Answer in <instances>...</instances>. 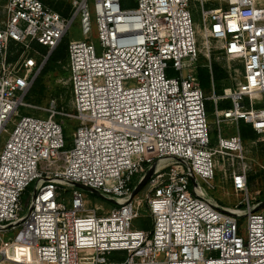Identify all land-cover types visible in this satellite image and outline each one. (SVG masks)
I'll return each instance as SVG.
<instances>
[{
  "label": "built area",
  "instance_id": "obj_1",
  "mask_svg": "<svg viewBox=\"0 0 264 264\" xmlns=\"http://www.w3.org/2000/svg\"><path fill=\"white\" fill-rule=\"evenodd\" d=\"M189 1L93 0L98 55L85 38L88 0H71L67 17L39 0L4 1L0 136L20 107L38 111L25 96L47 56L32 45L51 53L77 17L84 39L67 41L71 113L18 117L0 150V234L16 231L0 255L16 261L23 247L20 264H264L260 193L248 190L238 132L220 130L242 121L264 143V0H193L200 29ZM211 42L240 64L241 81L221 96L211 84L206 97L197 64L204 51L210 72ZM206 101L218 127L214 147ZM220 101L230 107L218 109ZM57 115L77 122L68 148ZM224 159L240 161L228 169L237 203L227 208L206 191ZM152 167L143 196L131 197ZM260 172L264 179V166ZM74 184L113 207L86 209ZM143 206L151 224L133 229Z\"/></svg>",
  "mask_w": 264,
  "mask_h": 264
},
{
  "label": "rangeland",
  "instance_id": "obj_2",
  "mask_svg": "<svg viewBox=\"0 0 264 264\" xmlns=\"http://www.w3.org/2000/svg\"><path fill=\"white\" fill-rule=\"evenodd\" d=\"M51 3L63 2L64 4H70L71 0H41ZM92 4L93 0H88V10L90 14V32L85 36L88 42L91 43L95 49V53L98 55L100 53L99 43L97 40L94 17L92 13ZM2 3H0V24L3 21L2 14ZM188 11L190 14L191 22L197 29L201 28L200 23V10L199 7L193 2V0L189 1ZM200 34V33H199ZM84 39V35L80 30L79 18L77 17L72 24L69 26L67 34L65 36V40L68 42L71 41H81ZM198 43L201 45V36H198ZM212 54L211 61L215 63L218 67H220L223 71L228 75V80L225 82V90H229L234 88L237 83L241 81L240 76V64L237 62L227 61L219 51L216 49L217 44L211 42ZM202 46V45H201ZM203 50V47H202ZM204 51L200 54V58L205 60L203 55ZM185 75V72L183 73ZM166 76L168 78L177 77V73L172 71H166ZM42 87L44 89V97L37 104L33 103L32 106L38 108L37 110L19 108L18 109V117L20 116H38L40 118H45L49 111L59 112L60 114H70L71 113V103H70V93L68 94L69 84L67 78L55 77L54 74H49L43 77L42 79ZM27 102V100H26ZM60 118H55L58 123H60L63 128V134L65 137V148H68L72 142V133L77 126V122L65 117V115H59ZM18 117L13 118L6 127V133L0 136V150L4 144V141L7 138V135L12 131L15 122L18 120ZM207 120L210 127L209 133V143L211 147H214L217 140V131L218 127L216 123L213 121L212 115L207 113ZM221 135L222 137H230L237 134V126L235 125H220ZM263 142L260 141L256 137L255 142L250 140H246L242 142L243 145V163L246 164L248 170V190L250 194L255 192H259V200L261 206L264 204V179L260 172V166H264V146H262ZM240 165V161L236 162V160H220L219 165H217V170L215 171V181L213 182L215 188L207 189L208 196L223 207H232L237 201L233 197L230 182H229V172L228 169L231 168L233 164L236 166ZM144 189V188H143ZM141 190L138 195L143 196L145 190ZM31 187L27 189L25 194L22 196V213L21 216H24L27 213V206L31 203ZM69 193V192H68ZM83 199L85 201L86 209H93L95 207H101L104 210H109L113 207V205L104 199L90 194L88 192L83 191ZM262 214H264V208L260 210ZM147 211L145 210V206L140 210V216L135 219L132 223L133 229H140L143 225L150 226L151 222L149 218L146 216ZM145 216V217H144ZM16 231H9L3 236L0 234V250L2 247V243L9 242ZM26 250L21 247L16 249V261L13 256H5L4 252H1L0 255V264H20L18 262L21 258L24 259ZM13 260V261H12ZM17 262V263H16Z\"/></svg>",
  "mask_w": 264,
  "mask_h": 264
},
{
  "label": "trees",
  "instance_id": "obj_3",
  "mask_svg": "<svg viewBox=\"0 0 264 264\" xmlns=\"http://www.w3.org/2000/svg\"><path fill=\"white\" fill-rule=\"evenodd\" d=\"M5 0H0V3H4ZM41 1V0H39ZM43 5L50 8L52 11L58 13L62 17H67L70 11V4H64L63 2H46L41 1ZM34 49L38 50L42 57L47 56V49L38 45H32ZM67 62V41L63 39L60 44L50 53L47 57L39 75L34 80L29 92L25 96V102L28 104L38 103L44 97V89L42 87V79L44 76L54 74L55 77L67 78V72L65 70ZM197 78L199 86L206 97L212 94L211 84L213 87V94L215 96H221L225 90V82L228 80V75L220 67H218L212 61L210 62V72L207 66L206 60L199 58L197 64ZM70 93V88L68 94ZM70 95V94H69ZM230 107L228 101H220L217 103L218 109H227ZM206 113H212L213 103L211 101L205 102ZM56 118H60L59 115ZM238 134L240 139L243 141L250 140L255 142L256 135L251 128L239 121L237 124ZM264 146V143L262 144Z\"/></svg>",
  "mask_w": 264,
  "mask_h": 264
},
{
  "label": "water",
  "instance_id": "obj_4",
  "mask_svg": "<svg viewBox=\"0 0 264 264\" xmlns=\"http://www.w3.org/2000/svg\"><path fill=\"white\" fill-rule=\"evenodd\" d=\"M50 55V53L47 54V57ZM46 57V58H47ZM155 167H152L147 173L146 175L144 176V178L142 179V181L133 189L132 191V194H131V197H134L136 196L143 188L144 186L146 185L147 181L149 180L152 172L154 171ZM192 181V180H191ZM74 186L76 188H79L81 190H84L90 194H93L95 196H98L100 198H102V196H100L98 193H96L95 191L91 190V189H88V188H84L83 186L81 185H78V184H74ZM264 208V204H262L261 206H258L257 210L256 211H260Z\"/></svg>",
  "mask_w": 264,
  "mask_h": 264
}]
</instances>
